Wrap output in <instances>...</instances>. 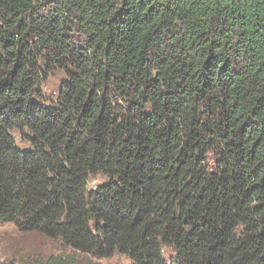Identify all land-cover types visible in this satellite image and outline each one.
<instances>
[{
  "label": "trees",
  "instance_id": "1",
  "mask_svg": "<svg viewBox=\"0 0 264 264\" xmlns=\"http://www.w3.org/2000/svg\"><path fill=\"white\" fill-rule=\"evenodd\" d=\"M5 224L97 260L264 264V0H0Z\"/></svg>",
  "mask_w": 264,
  "mask_h": 264
},
{
  "label": "rangeland",
  "instance_id": "2",
  "mask_svg": "<svg viewBox=\"0 0 264 264\" xmlns=\"http://www.w3.org/2000/svg\"><path fill=\"white\" fill-rule=\"evenodd\" d=\"M64 74L56 72L43 84L42 89L50 97H55L64 81ZM18 147L23 149L20 138L16 135ZM103 182L102 176H94L90 188ZM168 259L171 249L164 248ZM62 259L75 264H133L130 259L116 255L110 259L97 260L90 255L74 252L59 240L47 238L40 232H25L13 224L0 225V262L13 264H48L51 259Z\"/></svg>",
  "mask_w": 264,
  "mask_h": 264
}]
</instances>
